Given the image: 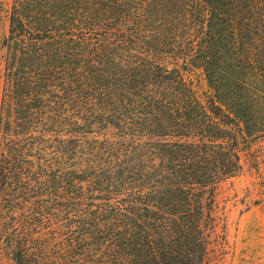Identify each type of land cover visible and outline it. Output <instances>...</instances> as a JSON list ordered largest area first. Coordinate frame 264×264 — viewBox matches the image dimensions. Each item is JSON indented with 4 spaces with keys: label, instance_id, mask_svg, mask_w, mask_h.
I'll return each instance as SVG.
<instances>
[{
    "label": "trees",
    "instance_id": "obj_1",
    "mask_svg": "<svg viewBox=\"0 0 264 264\" xmlns=\"http://www.w3.org/2000/svg\"><path fill=\"white\" fill-rule=\"evenodd\" d=\"M3 20L0 254L208 264L218 187L264 139V0H0Z\"/></svg>",
    "mask_w": 264,
    "mask_h": 264
},
{
    "label": "rangeland",
    "instance_id": "obj_2",
    "mask_svg": "<svg viewBox=\"0 0 264 264\" xmlns=\"http://www.w3.org/2000/svg\"><path fill=\"white\" fill-rule=\"evenodd\" d=\"M6 24L5 20L1 22L2 34ZM187 75L198 92L207 90L199 70ZM242 165L238 175L218 187L220 220L211 241L208 264H264V139L243 155ZM0 264L13 263L0 254Z\"/></svg>",
    "mask_w": 264,
    "mask_h": 264
}]
</instances>
